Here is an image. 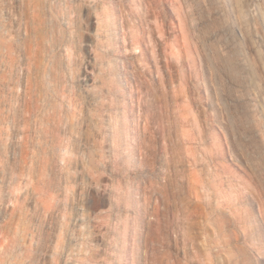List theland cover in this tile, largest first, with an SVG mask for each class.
<instances>
[{
  "label": "rangeland",
  "instance_id": "rangeland-1",
  "mask_svg": "<svg viewBox=\"0 0 264 264\" xmlns=\"http://www.w3.org/2000/svg\"><path fill=\"white\" fill-rule=\"evenodd\" d=\"M0 264H264V0H0Z\"/></svg>",
  "mask_w": 264,
  "mask_h": 264
}]
</instances>
